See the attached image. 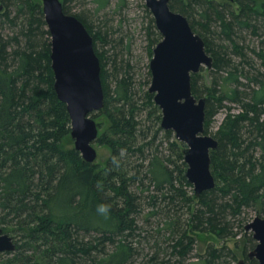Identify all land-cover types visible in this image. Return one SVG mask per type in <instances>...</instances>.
I'll use <instances>...</instances> for the list:
<instances>
[{
  "label": "trees",
  "instance_id": "16d2710c",
  "mask_svg": "<svg viewBox=\"0 0 264 264\" xmlns=\"http://www.w3.org/2000/svg\"><path fill=\"white\" fill-rule=\"evenodd\" d=\"M72 1L62 0L63 9L85 25L100 62L103 106L92 117L107 119L95 142L110 155L96 164L65 144L71 120L53 87L41 4L0 0V228L15 243L13 251L0 253V264H134L144 254L138 249L143 239L153 243L141 264H154L160 236L172 239L173 253L183 259L195 239L189 233L236 237L240 216L258 203L264 217V37L255 49L244 35L264 33V1L260 10L257 0H235L237 10L216 0L169 1L212 56L209 83L191 75L192 93L206 98L205 134L213 116L225 111L210 151L215 185L198 196L187 192L184 144L160 127L153 94L135 86L123 38H111L105 22L103 29L84 12H72ZM93 1L98 19L110 0ZM116 3L120 8L124 0ZM145 29L152 56L161 39L152 16ZM185 207L183 218L178 211ZM228 255L234 257L210 245L199 260L236 264Z\"/></svg>",
  "mask_w": 264,
  "mask_h": 264
},
{
  "label": "water",
  "instance_id": "95a60500",
  "mask_svg": "<svg viewBox=\"0 0 264 264\" xmlns=\"http://www.w3.org/2000/svg\"><path fill=\"white\" fill-rule=\"evenodd\" d=\"M169 1L145 0L161 34L152 50L151 81L147 90L161 110L160 127L172 130L175 138L184 144V174L193 185L194 195L198 196L202 191L214 188L210 151L217 148V140L204 133L206 98H197L192 93L191 75L198 73L201 66L210 70L212 57L187 17L171 10ZM41 7L51 39L54 90L66 104L74 148L85 161L94 162L97 152L93 142L98 135V126L92 114L103 106V88L92 36L74 14L64 11L61 0H41ZM245 229L251 230L258 242L249 256H255L259 261L257 264H264V217L257 214ZM14 249L12 236L0 228V253ZM239 264L250 263L241 260Z\"/></svg>",
  "mask_w": 264,
  "mask_h": 264
},
{
  "label": "rangeland",
  "instance_id": "374dc122",
  "mask_svg": "<svg viewBox=\"0 0 264 264\" xmlns=\"http://www.w3.org/2000/svg\"><path fill=\"white\" fill-rule=\"evenodd\" d=\"M41 4V0H34ZM62 1V0H61ZM218 2H229L233 9L237 10V4L235 0H216ZM264 0H257L256 7L260 10L262 2ZM117 0H110L109 4L98 12L97 15L93 14L95 9V2L93 0H74L69 3L70 10L72 12H84L85 16L89 21L93 24H99L104 27L102 22H105L106 29L112 30L111 38L119 39L123 38V45L128 50L125 51V47L122 51L123 57L129 59L131 65V71L133 74V80L135 86H139L142 84V87L148 89L151 81V74L148 77L149 70V62L152 56L148 54V40L146 35V27L149 24V18L152 16L149 9L145 6V0H124V5L120 8L117 6ZM0 11H2V5L0 4ZM150 12V15L148 13ZM153 17V16H152ZM103 28V29H105ZM245 44H247L250 48L258 49L260 45V39L264 37V33H260L258 35H253L250 32L245 33ZM107 48V47H105ZM153 53V52H152ZM249 56L253 57L252 54L249 53ZM233 60H239L238 57L233 56ZM255 65L258 67L260 65V60L254 57ZM198 74L204 79L205 82H210L209 70L205 68V66H201ZM200 77V78H201ZM198 79V86L200 87L201 81ZM148 80V82L146 81ZM145 81L147 83H145ZM144 83V84H143ZM201 97H204L201 96ZM236 111V109H234ZM225 116V111H218L212 118L210 125V135L213 136V133L216 131L217 127L221 123L222 119ZM96 124L98 126V133H102L103 129L108 125L107 119L103 115H98L94 118ZM65 144L67 146H74V140L70 135L65 138ZM93 147L95 148L97 155L94 162L96 164H104L107 158L110 155V149L107 146L100 145L96 142H93ZM184 147V146H183ZM188 194H193V185L190 183V186L187 188ZM261 206L259 203L255 205L253 208L246 209L244 213L240 216L241 223V232L236 237H230L227 239H220L216 235L211 233H189L195 239L193 242L192 250L180 259L177 254H174L172 251V239L163 240L164 237L160 236V240L158 243L159 253L158 258L154 262V264H204L199 260V256L203 255L207 248L212 245L214 248L223 247L231 251L233 258L231 256H226V260L236 263L238 260L244 257V250L249 251L250 245L248 244L247 248L244 247L248 243V238L251 237L252 231L246 230L245 225L251 222L255 216L258 214L263 217ZM186 207L179 210L178 213L182 214L184 218L187 214ZM177 215V214H176ZM157 219L153 220L154 222ZM236 222V221H235ZM234 222V226L237 224ZM156 226L155 223L152 224V228ZM235 230V228H234ZM240 230V229H239ZM238 230V231H239ZM145 242V240L143 239ZM138 244V249L142 250L144 254L152 253V249L149 247L153 243V240H150V243L146 241V243ZM140 255L137 256L134 264H141L142 260L146 258L148 255ZM145 256V257H144ZM198 256V257H197ZM199 260V261H198Z\"/></svg>",
  "mask_w": 264,
  "mask_h": 264
},
{
  "label": "flooded vegetation",
  "instance_id": "af4514ba",
  "mask_svg": "<svg viewBox=\"0 0 264 264\" xmlns=\"http://www.w3.org/2000/svg\"><path fill=\"white\" fill-rule=\"evenodd\" d=\"M208 53V52H207ZM210 56L211 54L208 53ZM212 57V56H211ZM251 238H252V241L250 242V248H249V251H245V253L243 254L244 257L241 258L240 260H238L237 264H239V262L242 260L244 263H250V264H257L259 261L258 259L253 256V257H250L249 254L250 252L255 248V246L257 245V240L253 237V234L251 235ZM244 252V251H243Z\"/></svg>",
  "mask_w": 264,
  "mask_h": 264
},
{
  "label": "clouds",
  "instance_id": "9594fccd",
  "mask_svg": "<svg viewBox=\"0 0 264 264\" xmlns=\"http://www.w3.org/2000/svg\"><path fill=\"white\" fill-rule=\"evenodd\" d=\"M98 210L100 212H106L107 211V207L105 205H101Z\"/></svg>",
  "mask_w": 264,
  "mask_h": 264
}]
</instances>
